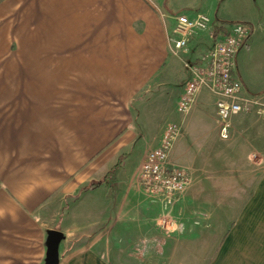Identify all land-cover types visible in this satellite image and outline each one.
I'll list each match as a JSON object with an SVG mask.
<instances>
[{"label": "crops", "instance_id": "obj_1", "mask_svg": "<svg viewBox=\"0 0 264 264\" xmlns=\"http://www.w3.org/2000/svg\"><path fill=\"white\" fill-rule=\"evenodd\" d=\"M202 8L199 0H0V264H44L51 231L61 234L56 264H172L176 240L138 183L145 151L130 161L139 137L132 103L154 90L150 102L162 120L170 116L190 75L167 33L175 15ZM244 23L247 48L253 27ZM205 99L186 119L187 149L199 155L217 137ZM249 114L234 117L225 145L236 172L211 188L202 177L174 206L196 264H264V122ZM191 198L195 216L185 220ZM82 230L83 251L62 254Z\"/></svg>", "mask_w": 264, "mask_h": 264}, {"label": "rangeland", "instance_id": "obj_2", "mask_svg": "<svg viewBox=\"0 0 264 264\" xmlns=\"http://www.w3.org/2000/svg\"><path fill=\"white\" fill-rule=\"evenodd\" d=\"M199 3L203 6L202 11L213 21L216 20L218 22V20L215 18L222 16L226 18V20H228L231 24L237 21H244L252 25L253 32L249 40V45L247 48L244 47L236 57V74L243 82L247 91L252 93H264V0H199ZM230 23L227 24L231 26ZM192 40H198L199 43H197V45L191 49L190 54H188L189 52L180 53L182 59L191 60L194 57H201L205 55L206 52L211 48L213 42L208 37L200 35L192 37ZM173 57L177 60L179 69L185 71L181 59L176 56ZM201 93L206 98L204 111L209 117V119L206 118V120L209 122L210 126H215L217 136L215 140H213V143H211L210 149L204 150V154L202 155H199V151L196 149H187V146L190 145V143H188V145L186 143V139L188 138V135H190L188 131L189 128L186 126V119L190 116L191 112L194 111L193 109L196 106L197 99L188 113L182 115L177 111V104L180 99L179 97L173 106L174 109L169 107L166 110L170 116L165 120H162L163 110L157 112V108L149 100L150 97L155 94L154 90L140 94L138 99L132 103V114L139 137L137 144L134 146L135 151L130 157V159H132L130 161H132L133 165L136 166L139 153L142 151L147 153L149 149L155 147L157 139L160 138L161 140L163 133L169 124L182 123L183 132L174 144L171 158L172 161L177 165L187 168L190 171L192 181L188 188H190L189 190L193 192H196L198 189V184L202 183V177L205 178L203 182L208 181L207 188H211L214 179H216V181L221 180V178L228 177L229 175H232L236 172L232 171L233 162L230 163V153L232 149L229 146H225L227 142L230 141L231 138L229 137L231 136L228 134L226 138L221 137L219 120L216 116L214 96L207 90H202L198 96ZM249 116L254 121L258 119L261 124L264 122V119L259 118L254 113H250ZM262 143H264V135L262 137ZM115 172L111 173L112 176L115 174ZM80 193H78V196ZM78 196L72 197V201L70 200L69 203L73 202V200L76 201V199L79 200ZM147 199L149 201L148 197ZM208 199L212 200V198ZM208 199L204 201L205 205L211 201ZM149 204L152 203L149 201ZM197 204L198 203L196 199L191 198L189 202L184 205V207L187 206L185 207L187 208L185 211L188 215L184 217L185 220H190L193 215L195 216L194 211L197 208ZM164 216H166L168 220L172 221L171 227L166 226L167 229L161 225ZM155 221L165 233L169 234L171 237H173V239L176 240L171 245L174 256L172 264H196V245L192 244V237L190 236L189 232L187 231V233L185 230V223L181 213L175 212L173 207L167 213L163 214L160 212ZM180 223H182V231H180ZM186 238H189L187 242L185 240ZM66 243V245L62 246V254L83 251L85 244L83 230L76 236L68 239ZM177 251H180L181 253H177Z\"/></svg>", "mask_w": 264, "mask_h": 264}, {"label": "built area", "instance_id": "obj_3", "mask_svg": "<svg viewBox=\"0 0 264 264\" xmlns=\"http://www.w3.org/2000/svg\"><path fill=\"white\" fill-rule=\"evenodd\" d=\"M167 33L169 51L183 62L190 78L177 104L178 113L185 115L191 109L202 90L209 91L215 99L216 116L222 138H226L232 120L240 114L254 113L264 119V93L246 90L236 74V57L246 46L251 34L247 23L235 22L217 31L215 23L204 13L196 16L179 14ZM207 36L211 48L199 59H182L194 36ZM183 132L182 123L169 124L157 147L145 153L138 172V183L150 203L169 212L181 199L191 184V173L172 161V149ZM166 222V224H165ZM164 228L171 227L166 216L161 222ZM167 229V228H166ZM180 223V231H182Z\"/></svg>", "mask_w": 264, "mask_h": 264}, {"label": "water", "instance_id": "obj_4", "mask_svg": "<svg viewBox=\"0 0 264 264\" xmlns=\"http://www.w3.org/2000/svg\"><path fill=\"white\" fill-rule=\"evenodd\" d=\"M61 234L58 231H51L47 244L46 258L44 264H56L58 259V243Z\"/></svg>", "mask_w": 264, "mask_h": 264}, {"label": "trees", "instance_id": "obj_5", "mask_svg": "<svg viewBox=\"0 0 264 264\" xmlns=\"http://www.w3.org/2000/svg\"><path fill=\"white\" fill-rule=\"evenodd\" d=\"M215 26H216V30H217V31H219V30H221V28H223L222 26H218V25H215ZM124 156H125L124 154H121V155L117 158V160H116V162L114 163V165H112V167H110L108 173L106 174V178L109 177V176H111V175H112L111 173L117 171V170L120 168L121 163H122V161H123V159H124Z\"/></svg>", "mask_w": 264, "mask_h": 264}]
</instances>
